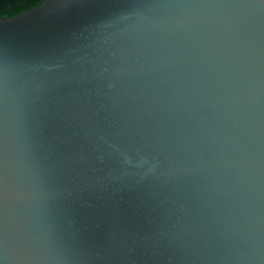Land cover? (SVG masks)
Instances as JSON below:
<instances>
[{"label":"water","instance_id":"1","mask_svg":"<svg viewBox=\"0 0 264 264\" xmlns=\"http://www.w3.org/2000/svg\"><path fill=\"white\" fill-rule=\"evenodd\" d=\"M0 264H264V0L0 17Z\"/></svg>","mask_w":264,"mask_h":264},{"label":"trees","instance_id":"2","mask_svg":"<svg viewBox=\"0 0 264 264\" xmlns=\"http://www.w3.org/2000/svg\"><path fill=\"white\" fill-rule=\"evenodd\" d=\"M40 0H0V17L16 15L34 6Z\"/></svg>","mask_w":264,"mask_h":264}]
</instances>
